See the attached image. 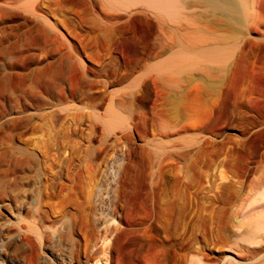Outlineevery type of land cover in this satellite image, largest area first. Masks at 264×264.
Here are the masks:
<instances>
[{
  "label": "rangeland",
  "instance_id": "obj_1",
  "mask_svg": "<svg viewBox=\"0 0 264 264\" xmlns=\"http://www.w3.org/2000/svg\"><path fill=\"white\" fill-rule=\"evenodd\" d=\"M232 1L0 0V264H264V0Z\"/></svg>",
  "mask_w": 264,
  "mask_h": 264
},
{
  "label": "bare ground",
  "instance_id": "obj_2",
  "mask_svg": "<svg viewBox=\"0 0 264 264\" xmlns=\"http://www.w3.org/2000/svg\"><path fill=\"white\" fill-rule=\"evenodd\" d=\"M149 1L159 5L163 11L167 10V8H169L170 6L169 4L170 0H149ZM199 1H202L207 7V9H209V12L214 16H218L220 14L230 15L236 11L235 4L233 3L232 0H199ZM259 197L261 199H264V188L259 193ZM244 236L246 237L245 240L247 243L255 246V248L253 249H251V247L249 246L248 247L250 248L249 251L246 250L250 252L247 253L251 254L252 259L264 258V215L249 223Z\"/></svg>",
  "mask_w": 264,
  "mask_h": 264
}]
</instances>
